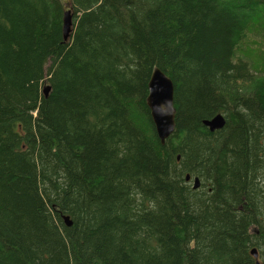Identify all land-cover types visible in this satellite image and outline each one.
Returning a JSON list of instances; mask_svg holds the SVG:
<instances>
[{"label": "trees", "instance_id": "obj_1", "mask_svg": "<svg viewBox=\"0 0 264 264\" xmlns=\"http://www.w3.org/2000/svg\"><path fill=\"white\" fill-rule=\"evenodd\" d=\"M154 67L174 85L163 143ZM257 260L264 0H0V264Z\"/></svg>", "mask_w": 264, "mask_h": 264}, {"label": "water", "instance_id": "obj_2", "mask_svg": "<svg viewBox=\"0 0 264 264\" xmlns=\"http://www.w3.org/2000/svg\"><path fill=\"white\" fill-rule=\"evenodd\" d=\"M72 14L70 11L65 12L63 16L62 32L63 40L67 41L71 32ZM49 92V87L43 89L46 96ZM146 106L149 110L150 117L155 128L156 135L161 143L168 138L174 131V85L171 79L161 70L153 68L148 82V95ZM223 119L219 116L210 121H204L203 125L211 132L222 128ZM197 186H194L196 189ZM65 225L70 226L71 222L68 217L64 218ZM254 258H258L257 252L252 250Z\"/></svg>", "mask_w": 264, "mask_h": 264}, {"label": "rangeland", "instance_id": "obj_3", "mask_svg": "<svg viewBox=\"0 0 264 264\" xmlns=\"http://www.w3.org/2000/svg\"><path fill=\"white\" fill-rule=\"evenodd\" d=\"M254 41V42H253ZM253 41H250L248 46H247V53L252 57L254 56V58L256 59V56L258 57V54L259 53H262V48H261V45H262V42L259 41V40H254ZM260 45V46H259ZM151 76V75H150ZM150 79V78H149ZM209 129V128H208ZM215 132V131H213ZM260 264V263H259Z\"/></svg>", "mask_w": 264, "mask_h": 264}, {"label": "bare ground", "instance_id": "obj_4", "mask_svg": "<svg viewBox=\"0 0 264 264\" xmlns=\"http://www.w3.org/2000/svg\"><path fill=\"white\" fill-rule=\"evenodd\" d=\"M219 116V115H218ZM217 117V116H216ZM221 119H222V117L221 116H219ZM224 122H225V120L223 119V123H222V127H223V125H224Z\"/></svg>", "mask_w": 264, "mask_h": 264}, {"label": "clouds", "instance_id": "obj_5", "mask_svg": "<svg viewBox=\"0 0 264 264\" xmlns=\"http://www.w3.org/2000/svg\"><path fill=\"white\" fill-rule=\"evenodd\" d=\"M152 72V71H151ZM149 82V81H148ZM147 89H148V85H147Z\"/></svg>", "mask_w": 264, "mask_h": 264}]
</instances>
